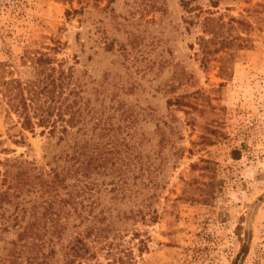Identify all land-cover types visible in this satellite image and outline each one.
<instances>
[{"label": "rangeland", "instance_id": "rangeland-1", "mask_svg": "<svg viewBox=\"0 0 264 264\" xmlns=\"http://www.w3.org/2000/svg\"><path fill=\"white\" fill-rule=\"evenodd\" d=\"M200 38H214L205 56ZM30 50L71 68L85 132L77 123L59 141L23 129L0 93V171L5 159L28 161L34 174L71 167L82 139L89 179L107 190L121 171L128 184L104 205L155 216L129 219L128 232L98 246L131 249L128 264H264V0H0V92L4 80L35 76L23 61ZM13 210L0 202V222ZM135 230L147 237L141 252ZM17 233L0 232V258L20 247ZM105 253L92 263L107 264Z\"/></svg>", "mask_w": 264, "mask_h": 264}, {"label": "trees", "instance_id": "trees-1", "mask_svg": "<svg viewBox=\"0 0 264 264\" xmlns=\"http://www.w3.org/2000/svg\"><path fill=\"white\" fill-rule=\"evenodd\" d=\"M186 4L184 1L183 6ZM205 26L209 27L210 23L207 22ZM213 39H199L204 56L210 53L208 43H213ZM219 44L224 46L225 42L220 40ZM26 60L34 68L35 76L32 79L23 82L10 78L2 82L0 93L6 105L5 115L8 118L15 116L23 129L34 131L36 127H41L42 132L51 137L57 136L59 141L63 140L71 127L82 122L79 103L82 97L75 89L77 85L72 84V70L70 67L64 68L62 62L55 61L47 52L26 51L23 61ZM75 105L77 109L73 110ZM83 126L82 122L78 131L85 132ZM75 144L77 163L60 169L56 165L49 169V173H32L34 169L26 160L5 159L2 163L0 202L14 204V210L10 220L0 222V232L15 228L18 233L12 246H20L11 251L9 256L0 258L2 263L11 264L18 255H25V264H52L51 261L53 264H102L91 261L102 249H106L105 255H112L107 264H128L132 259V250L120 247L116 242L105 241L102 246L98 244L107 239L110 233H113L112 240L122 237L120 232L129 230L126 226L129 219L155 221L152 215L154 211L149 209L145 212L141 207L120 213L117 206H105L106 192L113 193L115 198L127 196L128 184L124 175L121 171L116 173L120 174L117 187L112 185L107 190L100 189L97 181L89 179L92 169H88L91 166H85L82 161L86 142L81 139ZM102 147L100 144L91 147L95 156L92 158L95 174L100 172L99 168L96 169L99 166L96 160L101 157ZM117 155L111 165H117V160L122 158L120 153ZM67 156L65 153V161L71 160ZM119 164L127 167L129 163L120 161ZM67 176H74L75 180L66 183ZM26 191L34 196L27 198L24 195ZM26 202L30 204L24 206ZM113 211H117L115 215ZM27 212L31 218L22 223ZM148 212L152 214L147 217ZM68 230L71 232L67 233ZM131 234L132 239L137 240L136 249L139 252L145 250L147 237H142L136 230L131 231Z\"/></svg>", "mask_w": 264, "mask_h": 264}]
</instances>
